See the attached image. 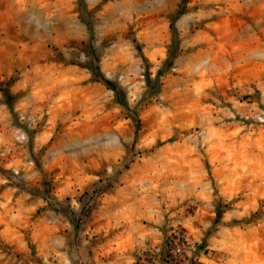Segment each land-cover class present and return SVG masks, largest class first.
<instances>
[{"label": "rangeland", "instance_id": "obj_1", "mask_svg": "<svg viewBox=\"0 0 264 264\" xmlns=\"http://www.w3.org/2000/svg\"><path fill=\"white\" fill-rule=\"evenodd\" d=\"M2 6L0 264H264V0Z\"/></svg>", "mask_w": 264, "mask_h": 264}, {"label": "crops", "instance_id": "obj_2", "mask_svg": "<svg viewBox=\"0 0 264 264\" xmlns=\"http://www.w3.org/2000/svg\"><path fill=\"white\" fill-rule=\"evenodd\" d=\"M0 0V10H3L1 7ZM3 19L0 17V25L2 24ZM1 29V26H0ZM3 36L0 35V130L8 129V103H7V96L8 94H4L2 87L4 86L3 80L7 79L10 72H13L14 69L10 70L8 66V53H9V46L8 43L3 41Z\"/></svg>", "mask_w": 264, "mask_h": 264}, {"label": "trees", "instance_id": "obj_3", "mask_svg": "<svg viewBox=\"0 0 264 264\" xmlns=\"http://www.w3.org/2000/svg\"><path fill=\"white\" fill-rule=\"evenodd\" d=\"M107 83V85L108 86H110L111 87V89H113V90H116L117 91V89H116V86L113 84V83H110V82H106Z\"/></svg>", "mask_w": 264, "mask_h": 264}]
</instances>
